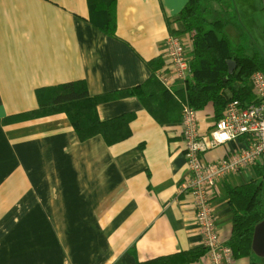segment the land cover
I'll return each mask as SVG.
<instances>
[{"label":"crops","instance_id":"crops-1","mask_svg":"<svg viewBox=\"0 0 264 264\" xmlns=\"http://www.w3.org/2000/svg\"><path fill=\"white\" fill-rule=\"evenodd\" d=\"M218 1L214 10L203 1L208 19L225 21L235 47L264 59V0L254 9L237 6L247 26L235 27L236 45L226 31L228 0ZM189 2L117 0L112 35L91 22L87 0H0V264H141L204 248L183 188L190 171L181 119L160 121L157 105L149 106L152 113L139 96L119 97L149 81V62H167L171 30L186 35L179 16ZM161 75L173 73L165 65ZM76 81L86 82L92 97L113 96L98 105V115L129 116L127 140L81 142L63 113L12 120L38 110L37 90ZM183 82L162 81L171 92ZM198 120L210 137L218 120L213 104L198 111ZM248 147L241 138L208 151L204 161ZM261 164L227 178L211 200L226 244L234 218L228 189L252 181L264 188Z\"/></svg>","mask_w":264,"mask_h":264},{"label":"trees","instance_id":"trees-1","mask_svg":"<svg viewBox=\"0 0 264 264\" xmlns=\"http://www.w3.org/2000/svg\"><path fill=\"white\" fill-rule=\"evenodd\" d=\"M204 0H190L180 13L179 20L185 26V33L196 32L190 64L192 75L183 83L184 87L171 92L157 76L166 62L157 58L149 62L153 75L149 81L134 89L122 92L119 97L139 96L144 105H157L152 113L160 120L174 122L183 118L186 106L202 111L213 104L216 117L220 120L229 103L240 101L249 104L255 101L251 89V78L264 74V59L257 53L248 54L242 47H235L225 33L226 22L210 21ZM91 22L112 35L116 31L117 0H87ZM172 36L178 31L171 30ZM228 60H235L237 68L229 73ZM113 96L92 97L84 81L61 84L37 90L39 108L36 111L16 116L12 120H30L55 114H66L79 140L88 141L102 136L111 146L131 136L130 117L121 116L110 121H101L98 105ZM163 116L164 118H162ZM217 120V121H218ZM264 163V162H263ZM261 164L264 174V164ZM229 203L233 210V234L228 242L235 260L249 258L250 264H264V258L253 251L256 227L264 221V188L261 182L252 181L235 189H228ZM205 248L159 257L141 264H192L206 255Z\"/></svg>","mask_w":264,"mask_h":264},{"label":"built area","instance_id":"built-area-1","mask_svg":"<svg viewBox=\"0 0 264 264\" xmlns=\"http://www.w3.org/2000/svg\"><path fill=\"white\" fill-rule=\"evenodd\" d=\"M196 32L185 37L170 36L167 40L166 67L173 76L161 75L163 83L170 87L174 80L185 81L192 75L187 51H192ZM188 48V49H187ZM251 89L255 101L242 104L233 101L226 107L223 117L218 120L210 137L202 134L199 127L198 111L186 106L182 118V138L187 166L190 171L184 191L189 192L195 211L196 223L202 237L206 258L193 264H236L234 253L221 236L218 218L211 200L220 195V184L234 174L264 160V74L255 73L251 78ZM245 138L249 147L232 151L226 157L205 162V154L229 142Z\"/></svg>","mask_w":264,"mask_h":264},{"label":"rangeland","instance_id":"rangeland-1","mask_svg":"<svg viewBox=\"0 0 264 264\" xmlns=\"http://www.w3.org/2000/svg\"><path fill=\"white\" fill-rule=\"evenodd\" d=\"M214 1V2H213ZM256 0H228L227 5L223 4L224 7H227L226 10H230V20H231V24L228 28L227 34L230 36V38L232 39L233 43L236 45V42L238 40V31L235 30V27H237L238 25H242L243 27L247 26V23H241V20L239 19L240 17L236 14L237 12V6L241 5V4H245L246 6H248L251 9H254ZM205 5L214 10V8H216V6L220 7V1L215 2V0H205ZM230 7V8H229ZM215 12V11H213ZM224 14V13H223ZM222 15V14H221ZM220 16V14H219ZM212 18L214 17V13L212 14V16H210ZM233 31L235 32V34H233Z\"/></svg>","mask_w":264,"mask_h":264},{"label":"water","instance_id":"water-1","mask_svg":"<svg viewBox=\"0 0 264 264\" xmlns=\"http://www.w3.org/2000/svg\"><path fill=\"white\" fill-rule=\"evenodd\" d=\"M227 64L229 67V73H234L237 68V62L234 60H228ZM253 250L257 255L264 257V221L260 223L255 229Z\"/></svg>","mask_w":264,"mask_h":264}]
</instances>
